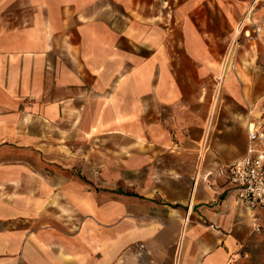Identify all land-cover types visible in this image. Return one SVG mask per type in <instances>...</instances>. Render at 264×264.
Here are the masks:
<instances>
[{"label": "crops", "instance_id": "obj_1", "mask_svg": "<svg viewBox=\"0 0 264 264\" xmlns=\"http://www.w3.org/2000/svg\"><path fill=\"white\" fill-rule=\"evenodd\" d=\"M262 65L264 0H0V264H234Z\"/></svg>", "mask_w": 264, "mask_h": 264}, {"label": "built area", "instance_id": "obj_2", "mask_svg": "<svg viewBox=\"0 0 264 264\" xmlns=\"http://www.w3.org/2000/svg\"><path fill=\"white\" fill-rule=\"evenodd\" d=\"M247 138L245 154L220 164L215 172L233 184L237 199L247 208L264 212V123L250 122Z\"/></svg>", "mask_w": 264, "mask_h": 264}, {"label": "rangeland", "instance_id": "obj_3", "mask_svg": "<svg viewBox=\"0 0 264 264\" xmlns=\"http://www.w3.org/2000/svg\"><path fill=\"white\" fill-rule=\"evenodd\" d=\"M252 30L256 31L255 27H252ZM225 73H227V71ZM255 75L257 79H264V65L256 70ZM219 90L217 91V94L220 96L222 89L219 88ZM256 90L258 92L260 89L257 88ZM260 103L264 105V96H262ZM260 111H262L260 114H256L259 118V121L256 122L264 123V118H262L264 117V110L261 109ZM261 219V223L257 224L258 228L256 226L254 231L249 235L247 242L242 249L240 258L234 264H264V218L261 217Z\"/></svg>", "mask_w": 264, "mask_h": 264}]
</instances>
